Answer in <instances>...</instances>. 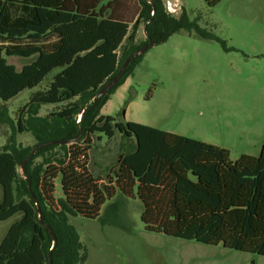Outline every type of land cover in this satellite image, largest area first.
<instances>
[{"label":"trees","instance_id":"obj_1","mask_svg":"<svg viewBox=\"0 0 264 264\" xmlns=\"http://www.w3.org/2000/svg\"><path fill=\"white\" fill-rule=\"evenodd\" d=\"M153 1L155 10L148 0H0V41L14 44L0 45V99L9 101L31 90L23 109L42 104L57 108L27 119L34 145L0 151V221L22 213L0 243V264H50V253L52 264L85 262L87 252L69 214L98 218L118 194L141 201L140 219L148 231L264 256V143L258 156L244 154L231 161L225 148L102 114L144 53L94 101L125 58L149 39L164 42L185 28L223 42L183 14L168 11L163 0ZM220 1L206 0L209 6ZM16 5L26 14L13 17L10 10ZM141 20L146 39L135 44ZM51 35L58 39L52 50L17 44ZM8 56L30 60L18 68ZM18 122L24 131L22 117ZM79 127V140L41 147L21 167L35 145L71 139ZM117 132L134 138L135 148L125 149L104 176L95 175L90 167L93 144ZM57 147L61 156L52 153ZM37 206L56 243L40 222Z\"/></svg>","mask_w":264,"mask_h":264},{"label":"rangeland","instance_id":"obj_2","mask_svg":"<svg viewBox=\"0 0 264 264\" xmlns=\"http://www.w3.org/2000/svg\"><path fill=\"white\" fill-rule=\"evenodd\" d=\"M163 3L177 17L183 14L223 42L184 28L155 43L144 52L131 85L112 94L104 112L225 148L231 161L244 154L258 156L264 143V0H221L215 6L206 0ZM169 4L174 10H169ZM10 11L13 17L26 14L19 5ZM144 28L141 20L135 44L146 39ZM57 41L51 35L43 41L17 44H38L52 50ZM2 44L13 43L0 41ZM7 58L18 68L30 60ZM30 94L31 90H25L9 101L0 99V151L12 145L22 149L34 145L27 119L57 111L53 104L23 109ZM19 117L26 127L22 132ZM134 148V138L119 132L112 138L102 135L91 150V170L104 176L125 149ZM52 153L61 156L59 147ZM2 198L0 186V201ZM141 210L138 198L118 194L103 206L98 218L69 214L87 252L86 261L80 264H264V256L259 254L148 231L140 219ZM21 217L19 212L0 221V243Z\"/></svg>","mask_w":264,"mask_h":264},{"label":"water","instance_id":"obj_3","mask_svg":"<svg viewBox=\"0 0 264 264\" xmlns=\"http://www.w3.org/2000/svg\"><path fill=\"white\" fill-rule=\"evenodd\" d=\"M154 7V10H155V4H154V1L153 0H148ZM155 43L149 39L148 43H146L145 45H143L141 48L137 49V50H134L132 51L126 58L125 60L123 61L121 67L119 68L118 72L109 80L105 83V85L99 90V92L96 94V96L94 97V101H97L99 100L100 98H102L105 94H107L111 89L112 87H114L118 82L119 80L121 79V77L123 76V74L125 73L126 69L128 68L131 60L137 56V55H140L142 53H144L146 50H148L151 46H153ZM80 120V119H79ZM81 134H82V129L81 127H79V131L78 133L71 139H68V140H48V141H45V142H41V143H38L37 145H35L32 150L30 151V153L25 157V159L23 160L22 164H21V167H23L25 165V163L31 159L34 154L41 148V147H44V146H47V145H50V144H53V143H58V144H62V143H65V144H70V143H73V142H76L77 140L80 139L81 137ZM30 185V184H29ZM33 199L35 200L36 197L35 195L33 194ZM37 205V203H36ZM37 211H38V214H39V219H40V222L48 229V231L50 232V234L52 235L53 239H54V243H56V235L52 229V227L47 224V223H44L42 218H41V209L39 206H37ZM50 264H52V258H51V253H50Z\"/></svg>","mask_w":264,"mask_h":264},{"label":"crops","instance_id":"obj_4","mask_svg":"<svg viewBox=\"0 0 264 264\" xmlns=\"http://www.w3.org/2000/svg\"><path fill=\"white\" fill-rule=\"evenodd\" d=\"M131 77H132V76H129V77L125 80V82H124L121 86H119V88H118L116 91H119V89H122V88H127V87H129V86L131 85ZM113 94H114V93H113ZM110 100H111V97H110V99L107 101V103L103 106V108L101 109V113L104 114V115H107V114L104 112V110H105L106 105L110 102Z\"/></svg>","mask_w":264,"mask_h":264},{"label":"built area","instance_id":"obj_5","mask_svg":"<svg viewBox=\"0 0 264 264\" xmlns=\"http://www.w3.org/2000/svg\"><path fill=\"white\" fill-rule=\"evenodd\" d=\"M169 10H174V8L171 7V5H168Z\"/></svg>","mask_w":264,"mask_h":264}]
</instances>
